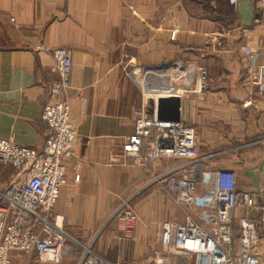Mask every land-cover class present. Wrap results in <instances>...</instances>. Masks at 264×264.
<instances>
[{
  "label": "crops",
  "instance_id": "0c3cea01",
  "mask_svg": "<svg viewBox=\"0 0 264 264\" xmlns=\"http://www.w3.org/2000/svg\"><path fill=\"white\" fill-rule=\"evenodd\" d=\"M250 1L246 27L228 0H0V139L43 145L41 109L57 79L52 50L70 52L64 99L75 138L53 208L70 243L92 241L111 263L154 264L160 224L184 220L165 185L150 182L180 160L152 159L144 167L122 152L135 112L159 90L180 98V122L195 128L199 154L210 155L207 166L232 170L238 190L260 199L264 91L249 95L240 48L264 47V16ZM186 66L196 72L188 89ZM200 68L207 76L198 90ZM131 70L138 79L156 76V90L143 94ZM152 141L143 142V155H151ZM10 168L0 166L1 187L18 178ZM128 197L138 214L135 240L117 237L108 221ZM10 257L23 262L18 253Z\"/></svg>",
  "mask_w": 264,
  "mask_h": 264
},
{
  "label": "built area",
  "instance_id": "2783aa9c",
  "mask_svg": "<svg viewBox=\"0 0 264 264\" xmlns=\"http://www.w3.org/2000/svg\"><path fill=\"white\" fill-rule=\"evenodd\" d=\"M228 2L235 7L238 0ZM253 6L264 16V0H253ZM240 51L249 95L253 91L262 94L264 47L244 45ZM52 57L57 79L48 89L51 99L41 109L40 118L46 125L43 145L35 148L0 139V165L10 166L18 175L17 180L0 190V264H9L13 251L55 263L73 252L62 218L53 213L65 183V161L73 155L75 138L64 99L71 56L67 48L61 47L52 51ZM195 73L191 66L184 67L183 87L193 86ZM206 76V70L200 68L198 90L203 88ZM168 95L161 90L153 92L152 111L146 102L142 104L134 114L132 133L122 146L124 156L144 167L152 159L180 160L154 177L155 182L165 185L174 204L185 210L182 222L166 220L160 224L161 250L154 264H262L252 248L264 239V190L259 202L254 203L250 192L238 190L232 170L207 166L204 161L210 155L199 154L194 127L180 121L159 120L156 100ZM248 104L250 101L244 103ZM149 137L153 138L151 155H143V142ZM250 209L256 212V218L249 213L239 214V210ZM137 220L138 214L128 197L119 201L108 221L113 222L117 237L135 240ZM82 248L77 264H121L106 261L90 246Z\"/></svg>",
  "mask_w": 264,
  "mask_h": 264
},
{
  "label": "rangeland",
  "instance_id": "374dc122",
  "mask_svg": "<svg viewBox=\"0 0 264 264\" xmlns=\"http://www.w3.org/2000/svg\"><path fill=\"white\" fill-rule=\"evenodd\" d=\"M58 48H61V47H58ZM56 49V48H55ZM54 50V49H53ZM52 50V51H53ZM53 68V67H52ZM154 69H157V68H154ZM133 71H135V70H133ZM132 70H131V72H133ZM153 72H154V70H152ZM140 72L138 71V73H134V75H135V77L137 76V74L138 75H140L139 74ZM137 78V82H138V85H139V88H140V90L142 91V93L144 94V92H148V91H153V90H156V83H157V81L159 80V79H157V77L156 76H150L149 78H143V77H140L139 79H138V77H136ZM144 99V98H143ZM122 146H123V144H122ZM1 166V165H0ZM4 166V165H3ZM8 168H10V166H7ZM11 169V168H10ZM162 173V172H161ZM154 177L155 176H151V178H150V182H153V183H156L157 184V182H155L154 181ZM149 182V183H150ZM64 185V184H63ZM6 187V186H5ZM5 187H1L0 186V190H2V189H4ZM58 197V196H57ZM57 200V199H56ZM255 202L256 203H258L259 202V199L258 200H255ZM56 203V202H55ZM183 210V209H182ZM183 212H185V210L183 211ZM242 213H249V215L250 216H253V217H255L256 218V212H254L252 209H250V210H243V211H241V210H239V214H242ZM184 217H185V214H184ZM108 220H109V218H108ZM109 222H111V225H112V221H109ZM104 226V225H103ZM101 228V227H100ZM103 229V228H102ZM114 229V232H116V230H115V227L113 228ZM99 230V229H98ZM159 233H160V231H159ZM116 234V233H115ZM67 242H68V245H74V244H72L73 242H69L68 241V239H67ZM78 244H76V246L73 248V252L75 251H77V253H78V256L77 257H75V258H71L70 260H71V262H70V264H77V262H78V260H79V256H80V254H81V252L83 251V248H82V246H90L91 248H92V250H94V247H93V244H94V242H89V244H88V242H87V244H84V243H82V242H77ZM253 250H254V252L256 253V254H258L259 255V257H260V259H261V262H262V264H264V239H261V240H258L257 241V243L255 244V246H253V248H252ZM95 251V250H94ZM15 253H18V255L20 256V258H23V262H21V263H19V262H17L16 260H14L12 257H10V254H9V258H10V261H9V264H46V263H49V262H42V261H39V260H37L36 258L34 259L33 257V255H25V254H23V253H21V252H15ZM154 263V262H153ZM54 264H56V263H54ZM60 264H62V261H61V263ZM64 264V263H63Z\"/></svg>",
  "mask_w": 264,
  "mask_h": 264
},
{
  "label": "water",
  "instance_id": "95a60500",
  "mask_svg": "<svg viewBox=\"0 0 264 264\" xmlns=\"http://www.w3.org/2000/svg\"><path fill=\"white\" fill-rule=\"evenodd\" d=\"M239 17L243 26H250L252 22V7L250 0H238ZM148 109L153 110V99L148 101ZM168 108V110H167ZM156 115L159 120L180 121V98L174 95L161 96L156 100Z\"/></svg>",
  "mask_w": 264,
  "mask_h": 264
},
{
  "label": "bare ground",
  "instance_id": "6f19581e",
  "mask_svg": "<svg viewBox=\"0 0 264 264\" xmlns=\"http://www.w3.org/2000/svg\"><path fill=\"white\" fill-rule=\"evenodd\" d=\"M135 71H136V73H138V70H135ZM63 228H64V227H63ZM71 242H73L72 244H74V245H70V247H71L70 249L73 250V248H74V247L76 246V244H78V243H77V241H74V240H72ZM78 245H79V244H78ZM13 252H18V251H13ZM94 252H95V251H94ZM95 253H96V252H95ZM96 254H97V253H96ZM47 262H48V261H47Z\"/></svg>",
  "mask_w": 264,
  "mask_h": 264
}]
</instances>
